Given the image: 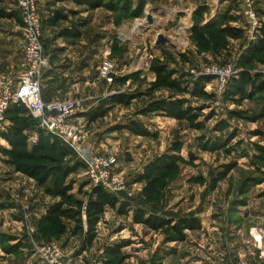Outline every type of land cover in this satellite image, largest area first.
I'll return each instance as SVG.
<instances>
[{"label":"rangeland","instance_id":"374dc122","mask_svg":"<svg viewBox=\"0 0 264 264\" xmlns=\"http://www.w3.org/2000/svg\"><path fill=\"white\" fill-rule=\"evenodd\" d=\"M37 1L42 5L41 19L56 12L61 15L54 27L42 25L50 66L44 79L51 74L43 82L44 99L81 101L75 122L83 127L96 152L117 158L116 169L125 177L126 191L114 195L131 210L128 215H118L106 208L89 246L82 235H72L69 230L58 238L43 240L35 234L37 222L57 199L43 194L31 179L14 173L0 155V264H44L34 254L32 240L57 243L74 264H264V92L226 100L223 95L228 83L220 90L215 75L207 73L211 65L230 66L235 71L230 80L237 77L240 52L254 35L241 28L243 38L231 41L229 53L220 55L198 52L189 38L198 4L208 9L205 19L232 9L230 13L244 25L240 1L103 0L97 8ZM255 8H264V0H255ZM0 10L16 11V0H0ZM147 16H155L152 23ZM139 21L148 27L136 34ZM70 30L78 32L76 38L62 36ZM160 36L165 42L159 45ZM23 55L21 26L0 17V74L19 73ZM104 56L116 64V79L135 73L139 76L107 85L97 76ZM154 60L185 76L184 87L189 90L198 79H211L204 83L209 97L167 89L152 91L154 77L149 67ZM253 73L264 77V63L256 64ZM116 94L136 98L128 106L109 105L108 98ZM169 95L185 98L198 108L199 129L190 128L186 121L139 114L149 102ZM102 108H108L106 115L88 124L85 113ZM130 120L146 126L156 138L118 130ZM174 143L181 145V157L187 159L191 153L196 160L182 166L159 198L148 203L140 195L143 185L136 182V176L156 156L170 153ZM201 144L210 148L204 151ZM215 144L222 147L213 150ZM0 147H7L2 139ZM75 162L80 161L74 154L67 159L68 164ZM83 168L69 176L71 193L78 199H83L80 191L92 188ZM136 208L173 220L196 217L201 227L186 231L183 242H170L160 232L135 225L132 216ZM15 245L21 248L11 249Z\"/></svg>","mask_w":264,"mask_h":264},{"label":"trees","instance_id":"16d2710c","mask_svg":"<svg viewBox=\"0 0 264 264\" xmlns=\"http://www.w3.org/2000/svg\"><path fill=\"white\" fill-rule=\"evenodd\" d=\"M58 3L73 2L76 5H87L91 8H97L103 5V0H54ZM208 9L203 5H197L192 14V26L190 28V40L194 43L200 53H209L212 55L228 54L230 51V42L238 41L243 38V30L235 27L237 20L232 15V9L224 13H218L213 20L206 21L203 17ZM262 21L257 30V37L250 40L240 52L237 60L238 75L232 78L227 85L223 95L226 100H234L236 97L245 98L253 96L256 93L264 92V77L260 74H252L256 64L264 63V12L261 13ZM0 17L15 20L20 26L21 21L16 11L5 12L0 10ZM61 18L59 13H53V16L42 19V25L54 27ZM43 27V26H42ZM76 30L64 31L65 38H76ZM43 48L47 52L44 41ZM149 71L154 77L150 84V89L173 90L180 94H190L193 97H209L204 92V83L210 81L208 77L198 79L191 90L185 76L179 74L158 60L152 61ZM138 73L132 74L121 79L114 78L115 82H126L136 79ZM136 97L132 95L116 94L108 98L109 105L128 106ZM43 99V98H42ZM44 102L46 100L43 99ZM108 108L95 109L85 113L88 124H92L98 119L103 118ZM198 108L188 104L185 98H174L169 95L166 99L158 98L149 102L140 110V115L148 116L151 114L160 117L174 119L177 121H186L192 129H199L200 123L197 122ZM7 127L0 133L7 147H0L2 161L12 168L14 173L21 174L32 181L43 194L57 199L50 205L46 213L38 220L35 231L36 236L43 240L58 238L66 231L72 235H82L86 245L96 238L97 225L103 220L106 208L117 211L118 215H128L129 205L120 201L116 195L107 193L101 187H92L89 192L81 193L83 199H78L72 194L73 182L69 176L79 170L84 165L82 162L67 163V159L73 156V152L58 139L50 134L40 130L37 121L33 119L27 109L18 103L9 105L6 114ZM134 136L156 138V134L136 120H130L124 126H119ZM35 134V143L30 144L29 138ZM202 150L207 151L210 146L200 145ZM221 144H215L213 150H219ZM181 145L174 143L170 148V153L161 154L149 161L136 176V182L142 184L141 197L148 203L155 202L162 191L179 174L182 166L191 165L196 157L189 153L188 158L184 159L179 155ZM261 157L264 160L262 152ZM132 222L153 232L162 233L170 242H183L186 231H195L200 229L201 224L196 217H183L176 220L165 218L160 215L149 213L144 209L136 208L133 212ZM21 248L20 245L11 247ZM121 263V262H120ZM118 263V264H120Z\"/></svg>","mask_w":264,"mask_h":264},{"label":"built area","instance_id":"2783aa9c","mask_svg":"<svg viewBox=\"0 0 264 264\" xmlns=\"http://www.w3.org/2000/svg\"><path fill=\"white\" fill-rule=\"evenodd\" d=\"M239 14L245 19L244 28L252 35L257 34L261 18L255 8V0H239ZM37 0H16L24 42L23 61L20 72L0 74V133L7 127L6 111L12 103L23 105L29 115L37 121L40 130L52 135L67 146L84 165V177L92 187H101L109 194L126 191L124 175L117 171L114 155L98 153L86 140L83 127L75 122L81 108V101L44 102L41 97V82L49 68V55L43 48L42 19ZM230 66L211 65L208 74L215 75L219 89H224L234 76ZM116 75V64L104 56L97 70L98 79L110 85ZM35 135L28 140L35 143ZM33 233L32 230H30ZM33 252L44 264H74L67 258L62 248L55 242L38 244L31 241Z\"/></svg>","mask_w":264,"mask_h":264},{"label":"crops","instance_id":"0c3cea01","mask_svg":"<svg viewBox=\"0 0 264 264\" xmlns=\"http://www.w3.org/2000/svg\"><path fill=\"white\" fill-rule=\"evenodd\" d=\"M38 3H39V7H42L41 2L38 1ZM257 12H258V14H259V16H260V18H261V20H262L261 13L264 12V8L257 9ZM45 18H46V17H45ZM45 18L43 17V19H45ZM210 18H211V17H210ZM210 18L206 19V21H209ZM234 25H236V26L239 27V28H244V25L241 24V21H239L238 18H237L236 22L234 23ZM256 37H257V35H254V38L249 39V40L247 41V43H248L250 40L255 39ZM238 41H239V40H238ZM238 41H235V42H238ZM247 43L244 45V47L247 45ZM49 67H50V66H49ZM46 71H47V70H46ZM46 71H45V73H46ZM45 73H44V74H45ZM49 78H51V74H50V77H49ZM49 78H48V77H45V79H44V77H43L42 82H41V97H42L43 99H44V96H43L44 92H42V90H43V82H45V81L48 80ZM68 90H69V89H68ZM68 90H67V91H68ZM66 93H67V92H66ZM66 93H65V94H66ZM66 95H67V94H66ZM54 98H57V97H51V99H54ZM44 100H46V102H47L48 98H47V99H44ZM89 141H91V140L88 139L87 142L89 143ZM89 144H90V143H89Z\"/></svg>","mask_w":264,"mask_h":264},{"label":"bare ground","instance_id":"6f19581e","mask_svg":"<svg viewBox=\"0 0 264 264\" xmlns=\"http://www.w3.org/2000/svg\"><path fill=\"white\" fill-rule=\"evenodd\" d=\"M148 17V16H147ZM153 19H155V16H151ZM152 23V22H151ZM148 27V25L146 24L145 21H139L136 25H135V32L136 34H141L142 32L145 31L144 27Z\"/></svg>","mask_w":264,"mask_h":264},{"label":"water","instance_id":"95a60500","mask_svg":"<svg viewBox=\"0 0 264 264\" xmlns=\"http://www.w3.org/2000/svg\"><path fill=\"white\" fill-rule=\"evenodd\" d=\"M217 15H215L212 19H210V20H213L215 17H216ZM151 16H148L147 17V21L150 23L151 22ZM165 42V39L163 38V37H159V41H158V44L160 45V44H162V43H164Z\"/></svg>","mask_w":264,"mask_h":264}]
</instances>
